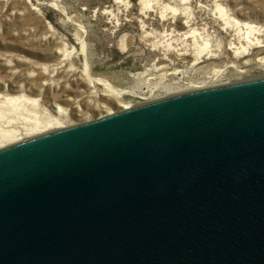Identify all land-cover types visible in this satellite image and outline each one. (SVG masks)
I'll return each mask as SVG.
<instances>
[{"label":"water","instance_id":"water-1","mask_svg":"<svg viewBox=\"0 0 264 264\" xmlns=\"http://www.w3.org/2000/svg\"><path fill=\"white\" fill-rule=\"evenodd\" d=\"M0 264H264V78L0 149Z\"/></svg>","mask_w":264,"mask_h":264},{"label":"rangeland","instance_id":"rangeland-1","mask_svg":"<svg viewBox=\"0 0 264 264\" xmlns=\"http://www.w3.org/2000/svg\"><path fill=\"white\" fill-rule=\"evenodd\" d=\"M261 57L264 0H0V149L145 103L133 90L263 77Z\"/></svg>","mask_w":264,"mask_h":264},{"label":"bare ground","instance_id":"bare-ground-1","mask_svg":"<svg viewBox=\"0 0 264 264\" xmlns=\"http://www.w3.org/2000/svg\"><path fill=\"white\" fill-rule=\"evenodd\" d=\"M223 8V7H222ZM220 9V8H219ZM223 10V9H222ZM189 13V12H188ZM224 13V12H223ZM222 13V14H223ZM192 14V13H191ZM187 15V14H186ZM190 16V15H189ZM193 16V15H192ZM224 16H225V14H224ZM223 17V16H222ZM221 17V18H222ZM190 18V17H189ZM226 20H228V18H226ZM236 20V19H235ZM231 21V20H230ZM229 21V22H230ZM237 21H240V20H237ZM237 21H235L236 23H238ZM187 22H189L188 20H187ZM191 22V21H190ZM233 22V21H232ZM236 23H234L235 25H238V24H236ZM246 23V22H245ZM233 24V23H232ZM243 24V23H242ZM250 24V23H249ZM247 25V24H246ZM230 26V25H229ZM228 26V27H229ZM232 26V25H231ZM237 27V26H236ZM242 28V27H241ZM240 28V29H241ZM253 28V27H252ZM200 30V29H199ZM198 30V31H199ZM239 30V29H238ZM242 30V29H241ZM248 30V29H247ZM253 30V29H252ZM251 30V31H252ZM197 31V32H198ZM208 31V30H207ZM254 31V30H253ZM196 32V31H195ZM194 32V33H195ZM189 33V32H188ZM193 33V32H192ZM204 33V32H203ZM206 33V32H205ZM240 33V32H239ZM252 33V32H251ZM186 34V33H185ZM200 34V33H199ZM201 35V34H200ZM239 35V34H238ZM251 35V34H250ZM199 36V35H198ZM206 36V35H205ZM204 36V37H205ZM211 36V35H210ZM186 37V36H185ZM197 37V36H196ZM207 37H209V35L207 36ZM248 37V36H247ZM245 38V37H244ZM186 39V38H185ZM198 39V38H197ZM202 39V38H201ZM200 39V40H201ZM248 39V38H247ZM257 39V38H256ZM206 40V39H205ZM205 40H203V41H205ZM208 40V39H207ZM253 40V39H252ZM241 42V41H240ZM249 42V41H248ZM257 42V41H256ZM184 43H185V41H184ZM187 43V42H186ZM207 43H208V41H207ZM234 43V42H233ZM262 43V42H261ZM189 44V43H188ZM187 44V45H188ZM197 44H199L198 42H197ZM220 44V43H219ZM235 44H237L236 42H235ZM252 44V43H251ZM194 45H196V44H194ZM245 45V44H244ZM249 45V44H248ZM254 45V44H253ZM193 46V45H192ZM206 46V45H205ZM211 46V45H210ZM213 46V45H212ZM250 46V45H249ZM203 47V46H202ZM242 47V46H241ZM245 47V46H244ZM247 47V46H246ZM246 47H245V49H246ZM200 48V47H199ZM207 48V47H206ZM240 48V47H239ZM194 49V48H193ZM200 50V49H199ZM195 51V50H194ZM243 51H244V48H243ZM242 52V51H241ZM212 53V52H211ZM216 53H217V51H216ZM244 53V52H243ZM196 55V54H195ZM199 55V54H198ZM209 55V54H208ZM214 55V54H213ZM212 55V56H213ZM238 55V54H237ZM198 57V56H197ZM200 58V57H199ZM257 61L261 64V66H263L264 67V57H261V58H258L257 59ZM217 67V66H216ZM237 67V66H236ZM213 69V68H212ZM240 69V68H239ZM177 70V69H176ZM180 70V69H179ZM242 70V69H241ZM182 71V70H181ZM213 71H214V69H213ZM212 71V72H213ZM223 72V71H222ZM165 73V72H164ZM217 75H219L220 74V71H216L215 72ZM244 73V72H243ZM212 74V73H211ZM195 75V74H194ZM216 75V76H217ZM262 75H263V77H260V78H264V72L262 73ZM215 77V76H214ZM159 78V77H158ZM185 78V77H184ZM184 78H180L179 80H178V83H179V85H177L176 86V88H178V90L177 91H175L174 93H172L171 95H176V94H180V93H184V92H189V91H193V90H199V89H205V88H211V87H216V86H219V85H214V84H200V83H198L196 80H185ZM213 78V77H212ZM191 79V78H190ZM211 79V78H210ZM217 79V78H216ZM256 79H259V77L258 78H256ZM101 80V79H100ZM249 80H251V79H248L247 81H249ZM252 80H255V79H252ZM106 81V80H105ZM214 81V80H213ZM106 82H108L106 85H109L110 87H111V90L113 91V92H115L116 93V96H120L121 94H123L125 91H127V90H124V89H117V88H115L109 81H106ZM173 82V81H172ZM241 82H243V81H241ZM209 83V82H208ZM212 83V82H211ZM232 84V83H231ZM227 85V84H226ZM220 86H222V85H220ZM164 87H168V85H164ZM134 88V87H133ZM150 89V88H149ZM157 89H159L157 86H153L152 87V90H154V91H156ZM161 89V88H160ZM133 90V89H132ZM141 92V90H133L132 91V93L133 94H141L140 93ZM114 93V94H115ZM171 95H163L162 97H158V98H156L157 100L158 99H162V98H165V97H168V96H171ZM18 98V97H17ZM20 98V97H19ZM156 99H153V100H148V101H145V103H147V102H151V101H154V100H156ZM11 101H10V103L11 104H13V106H15V105H17V103L19 104V100L18 99H10ZM9 102V101H8ZM23 102V101H22ZM7 103V102H6ZM25 104V103H24ZM22 105V104H21ZM19 106V105H18ZM8 107V106H7ZM21 107V106H20ZM3 108V107H2ZM124 108H131L130 106H124L123 107V109ZM1 109V108H0ZM4 109V108H3ZM9 109H10V107H9ZM36 109V108H35ZM65 109V108H64ZM1 113V112H0ZM111 114V113H110ZM64 115H66V113L64 114V110H63V108L62 107H59V116H57L56 118L57 119H61V118H63L64 117ZM38 120V119H37ZM36 123V122H35ZM40 123V122H39ZM37 124V123H36ZM40 126V125H39ZM37 127V126H36ZM30 129V128H29ZM32 131V130H31ZM19 132V131H18ZM17 134V130H13V129H5V130H3V131H1L0 132V140H2V139H6V141H7V138H12L11 136H13V135H16ZM14 138V137H13ZM6 141H4V142H6ZM2 142H3V140H2ZM9 142V141H8Z\"/></svg>","mask_w":264,"mask_h":264},{"label":"built area","instance_id":"built-area-1","mask_svg":"<svg viewBox=\"0 0 264 264\" xmlns=\"http://www.w3.org/2000/svg\"><path fill=\"white\" fill-rule=\"evenodd\" d=\"M141 94H136L137 96H139L140 98L144 99V101L146 100H149L147 99L145 96L147 95V93L144 91V92H140Z\"/></svg>","mask_w":264,"mask_h":264},{"label":"trees","instance_id":"trees-1","mask_svg":"<svg viewBox=\"0 0 264 264\" xmlns=\"http://www.w3.org/2000/svg\"><path fill=\"white\" fill-rule=\"evenodd\" d=\"M47 16H48L50 19H52V17H51L49 14H47Z\"/></svg>","mask_w":264,"mask_h":264}]
</instances>
